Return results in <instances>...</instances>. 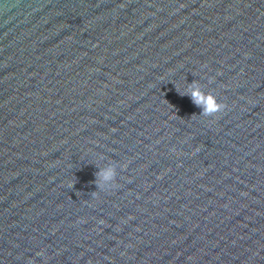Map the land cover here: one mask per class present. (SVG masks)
Returning <instances> with one entry per match:
<instances>
[{
    "label": "water",
    "instance_id": "95a60500",
    "mask_svg": "<svg viewBox=\"0 0 264 264\" xmlns=\"http://www.w3.org/2000/svg\"><path fill=\"white\" fill-rule=\"evenodd\" d=\"M0 264H264V0H0Z\"/></svg>",
    "mask_w": 264,
    "mask_h": 264
},
{
    "label": "clouds",
    "instance_id": "9594fccd",
    "mask_svg": "<svg viewBox=\"0 0 264 264\" xmlns=\"http://www.w3.org/2000/svg\"><path fill=\"white\" fill-rule=\"evenodd\" d=\"M191 101L199 108L202 109V113L206 116H213L218 112H221L225 105L217 102V99L211 93L204 94L199 89H193L190 93ZM115 176V171L112 168H108L103 172V178L105 181H111ZM112 185L110 188L115 187Z\"/></svg>",
    "mask_w": 264,
    "mask_h": 264
}]
</instances>
